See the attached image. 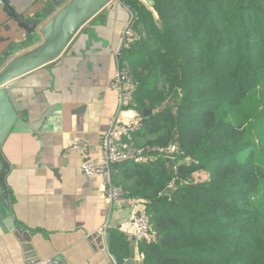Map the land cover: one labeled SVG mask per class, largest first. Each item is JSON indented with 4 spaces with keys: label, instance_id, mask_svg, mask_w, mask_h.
Instances as JSON below:
<instances>
[{
    "label": "trees",
    "instance_id": "obj_1",
    "mask_svg": "<svg viewBox=\"0 0 264 264\" xmlns=\"http://www.w3.org/2000/svg\"><path fill=\"white\" fill-rule=\"evenodd\" d=\"M123 1L144 35L119 61L152 110L136 138L179 152L113 170L161 236L142 264H264V0Z\"/></svg>",
    "mask_w": 264,
    "mask_h": 264
},
{
    "label": "crops",
    "instance_id": "obj_2",
    "mask_svg": "<svg viewBox=\"0 0 264 264\" xmlns=\"http://www.w3.org/2000/svg\"><path fill=\"white\" fill-rule=\"evenodd\" d=\"M51 6L20 0L19 9L32 7L34 15ZM132 18L123 1H112L60 58L15 81L13 95L23 125L2 145L11 170L6 178L9 200L0 193V264H125L129 258L130 221L139 205L111 204L101 177L82 172L87 154L70 146L83 139L92 147L88 154L96 156L114 119L128 123L143 116L133 106L120 107L111 87L120 63L121 33ZM6 24L0 11V49L10 35ZM105 224L107 234H102Z\"/></svg>",
    "mask_w": 264,
    "mask_h": 264
},
{
    "label": "water",
    "instance_id": "obj_3",
    "mask_svg": "<svg viewBox=\"0 0 264 264\" xmlns=\"http://www.w3.org/2000/svg\"><path fill=\"white\" fill-rule=\"evenodd\" d=\"M112 1L41 0L45 4L52 2V6L34 16L32 7L19 9L20 0H0V11L7 19L6 28L10 31L6 46L0 49V193L6 202L9 200L6 178L11 164L3 154L2 145L15 127L23 125L19 102L13 95L15 81L60 58L81 29ZM144 1L151 8L155 5V0ZM127 8L132 12L130 6ZM27 46L33 47L18 53ZM151 112V109L144 110V117ZM10 218L13 220L12 216ZM132 240L133 248L125 264H135L137 239L133 237Z\"/></svg>",
    "mask_w": 264,
    "mask_h": 264
},
{
    "label": "built area",
    "instance_id": "obj_4",
    "mask_svg": "<svg viewBox=\"0 0 264 264\" xmlns=\"http://www.w3.org/2000/svg\"><path fill=\"white\" fill-rule=\"evenodd\" d=\"M144 33L139 32L133 25V18L125 25L121 33L120 47L117 55L120 58L121 51L130 48L132 44L140 40ZM111 87L119 94L120 107L136 106L134 92L136 88L135 77L132 68L127 62L119 63ZM181 91V89H179ZM144 117L137 115L131 122L122 123L114 119L110 127L102 134L99 152L96 156L88 153L92 147L89 142L83 139L73 140L70 149L78 150L87 154L82 162L81 168L85 176H99L104 181L110 203L119 206H131L136 203L139 209L130 221L132 232L129 239L136 237L138 242L145 240L146 243L156 244L160 240V234L156 229L151 215L147 212V201L139 197H134L123 186L115 183L113 170L118 164L126 161H144L148 155L157 152L169 160L177 157L178 146L173 143L169 146H151L147 143H139L136 134L143 127ZM185 161H193L191 157H186ZM198 163V162H196ZM205 169H197L193 173L194 182H204L202 175ZM173 188V185L170 186ZM108 225H103L99 232L107 234ZM144 255L139 253L137 262L142 264Z\"/></svg>",
    "mask_w": 264,
    "mask_h": 264
},
{
    "label": "rangeland",
    "instance_id": "obj_5",
    "mask_svg": "<svg viewBox=\"0 0 264 264\" xmlns=\"http://www.w3.org/2000/svg\"><path fill=\"white\" fill-rule=\"evenodd\" d=\"M210 178V173L208 171H205V173L202 175V179L207 181Z\"/></svg>",
    "mask_w": 264,
    "mask_h": 264
}]
</instances>
